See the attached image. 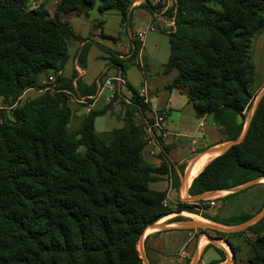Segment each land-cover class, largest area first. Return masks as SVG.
Segmentation results:
<instances>
[{
	"label": "trees",
	"instance_id": "trees-1",
	"mask_svg": "<svg viewBox=\"0 0 264 264\" xmlns=\"http://www.w3.org/2000/svg\"><path fill=\"white\" fill-rule=\"evenodd\" d=\"M26 2L0 0V101L11 107L27 90L44 93L13 109L12 119H0V264H143L137 245L149 226L172 213L209 219L208 201L170 208L163 204L164 193L149 188L153 175L165 173L166 166L156 168L143 159L152 121L148 106L136 96L129 104L116 96L102 111L89 112L71 133L69 96L92 95L95 85L85 87L77 79L74 86L76 71L69 78L57 76L52 92L38 82L42 75L62 71L69 42L82 41L62 15L87 17L99 2V13L117 11L124 22L130 19V2L60 0L52 17L41 6L26 9ZM172 9L174 29L167 34L163 73L175 71L176 76L166 88H185L196 113L211 115L224 140L235 141L253 100L251 51L254 37L264 30V0H174ZM88 48L83 45L75 55L80 68ZM140 49L132 41L129 62ZM124 63L110 59L121 75ZM117 99L123 101V127L97 134L95 119ZM136 114L147 122H138ZM261 178L264 93L243 140L206 164L188 194L229 190ZM250 218L242 213L212 220L232 226ZM245 231L254 236L245 237L252 248L249 264H264V217Z\"/></svg>",
	"mask_w": 264,
	"mask_h": 264
},
{
	"label": "crops",
	"instance_id": "crops-1",
	"mask_svg": "<svg viewBox=\"0 0 264 264\" xmlns=\"http://www.w3.org/2000/svg\"><path fill=\"white\" fill-rule=\"evenodd\" d=\"M143 2L144 0L132 2L129 7L130 20L127 28H123L121 16L117 11L99 13L96 9L95 12L103 19V21H99L101 27L99 26L100 29L97 31L102 32L106 37L114 38L116 41L113 42L95 34L91 38L93 44L89 46L85 56V66L80 68L75 59L69 61L70 66L69 62L66 64L65 71L68 72L66 77H70L72 72L76 71V78L73 80L74 86H76L77 79L85 87L95 85V92L92 95H82L87 96L88 100L90 97L95 98L90 99V102L87 101L91 104V112L102 111L108 106L106 102L108 91L103 89L98 94L97 84L99 80L102 79L101 82H103L106 78L121 75V70L118 67L107 63L108 58L105 52L97 45L118 53L119 58H128L132 53V37L146 29L151 23V14L139 8ZM173 2L174 0H166L167 7ZM85 18L87 21L91 19L90 15ZM92 21L95 22L97 19ZM155 23L167 30L162 32L156 28V30L146 34L139 55L136 57L140 68L131 63L132 67L125 70L122 76L127 86L133 89L145 87L150 108L162 112L165 116L164 137L158 136L161 141L160 146H146L142 155L143 159L153 167L163 168V164L166 166L165 173L153 175L154 180L149 183V188L164 193L163 204L173 208L179 202L191 203L189 202L191 196H189L188 191L192 180L206 164L220 155V153H212L211 151L220 149L228 141L224 140L225 137L214 125L211 115L197 114L193 106L187 102L185 88L167 90L166 87L171 84L176 76L175 71L163 73L164 65L169 56L167 34L173 31L174 26L172 20L163 17H159ZM84 28H86L85 25ZM75 32L83 39L87 37H83L78 31ZM77 43L79 45L76 49H80L83 41ZM93 51V56L90 57V53ZM260 52H264V36L258 34L253 39L251 61L255 69V83L258 82L260 83L259 86H264V76L259 75L257 77L256 57H259L258 53ZM90 61L97 63L98 72L94 76L88 77L87 71ZM142 67L143 70H141ZM133 68L138 69L137 74L139 76L132 74L134 73L132 72ZM123 97L122 99L126 102L125 97ZM111 107L112 110L95 119L94 130L97 121L101 118H106L102 133L123 127V114L120 106L113 103ZM147 114L149 116V113ZM163 148L166 151L161 153ZM151 149L153 151L149 153ZM206 151L209 152L206 153ZM248 184L233 188L238 189L234 193L220 190L210 197L205 211L210 217L209 219L181 212L172 213L157 221L142 234L137 245L139 254L148 264H249L252 248L245 241V235L236 234L249 226L239 229L245 222L226 226L212 220L213 218L220 221L227 220L242 213L252 218L264 211V179L261 178ZM263 217L264 214L258 221ZM235 226L237 227L233 229ZM217 232L223 235H218Z\"/></svg>",
	"mask_w": 264,
	"mask_h": 264
},
{
	"label": "rangeland",
	"instance_id": "rangeland-1",
	"mask_svg": "<svg viewBox=\"0 0 264 264\" xmlns=\"http://www.w3.org/2000/svg\"><path fill=\"white\" fill-rule=\"evenodd\" d=\"M59 1L60 0H27V2L25 4V7H26V9H35L38 6H41L47 12L48 16L52 17L54 15L56 4ZM128 1L130 2V6H131V4H132V2L134 0H128ZM149 2L151 4V6L143 7L144 6L143 4H147ZM143 4H140L139 8L140 9H144V10L148 11L151 14V22H157V19L159 17H163L165 19H170V14L172 13V10H173L172 7L174 5V2L171 3V5L168 6V7H167L166 0H144ZM97 6L98 5L96 4L95 8L88 12V15H90V17H91L90 21H87L85 16L83 14H81V13H78V12L77 13L71 12V13H68V14H65V15L61 16L62 20L69 22L71 27L73 26L72 29H73V31H74L76 36L80 37L79 35H77V33L75 31H78L83 37L87 36L85 39L80 37L82 39V41H83L82 46L83 45L91 46L93 44V41L91 40V38L93 36H95V34L97 36H100L99 34L101 32L99 33L97 31V29H100L99 28V26H100V22L99 21H103V19H101L100 16L95 12ZM129 7H128V11H127L128 13H130ZM152 7H155V8H152ZM93 19H97V21L93 22L92 21ZM129 20L130 19H125L124 22H121L124 25L123 28H127ZM89 24H91V25L89 26ZM84 25L86 26V28H84ZM156 28H157L158 31H162V32H165L167 30V29L161 28L160 25H158ZM79 29H80V31H79ZM261 35L264 36V30L261 32ZM100 37L101 38H108V39L112 40L113 42L116 41V40H114V38H111V37H106V36H103V35L100 36ZM132 40L134 42H136L135 36L132 37ZM82 41H70L69 42V44H68V53H69V61L70 62L72 60H74L75 59V55L80 52V49H76V47H78V45H79L77 42H82ZM97 47L105 52V54H106V56L108 58V60H107L108 62L107 63H109V64H110V59L116 58V59H118L120 61H125L124 64L126 66V70L128 68L132 67V64L138 65V64L135 63L136 58L132 62H129V57L130 56L128 58H124V57L123 58H119L120 55L118 53L110 51V50H108V49H106V48H104L102 46H101L102 47L101 48L100 45H97ZM93 53H94V51L90 53V57L93 56L92 55ZM258 56L259 57H256V66H257V70H258V76L257 77H259V75L260 76L261 75L264 76L263 75L264 74V52L258 53ZM70 62L68 63L69 66H70ZM65 67H66V65H65ZM65 67L63 68L62 71H59L57 75H54V74H52L50 72V73H47V74L42 75L41 77H39V79H38L39 85L48 87L49 91L52 92L54 86L56 85L55 80H56L57 76H63V78H69V77H66L68 72L65 71L66 70ZM97 70H98L97 63L90 61L88 63V71H87L88 77L94 76L95 74H97V72H98ZM137 70H138L137 68H133L132 72H134L135 74L134 73H132V74L135 75V76H139L137 74ZM259 84L260 83L256 82L254 84V86H253V90H254V91L252 90L253 100L251 102L250 108L245 112V125L248 122V120L251 118L252 112L255 109V105L257 104V101L259 100V97L264 93V86H259ZM43 93H44V90H34V89L27 90V92L24 93V95L18 101V104L12 105L11 107H9V104H4L3 102H0V119L1 118L2 119H12L11 118V111L13 109H15L17 106H21L25 102L34 100L35 98L39 97ZM82 95H83V93H80L78 95V97H75V98H77V100L75 99L76 101H73L71 103L69 102V106H70V109H71V118H70V123H69V126H68V130L71 133H75L79 129V127L81 125V122L84 119V117L86 115H88L89 112L91 113V107H90L91 104L88 103L91 100L89 99L88 102H87V100H86L87 96H82ZM84 95H88V94H84ZM93 99H95V98H93ZM122 102H123L122 100L117 99L114 103H116V105L120 106L122 114H124V112H123L124 111V107H123ZM86 109L89 110L88 113L85 112ZM110 109L112 110V107ZM147 116H148V114H147ZM135 118H137L138 122H140V123L143 122V120L141 119V117L139 115L136 114ZM105 123H106V118L105 119H103V118L99 119L97 121L96 126H95V131L97 133H102L104 128H105ZM110 132H112V131H109V132H106V133H110ZM103 135H101V136H103ZM207 152H209V151H206V153ZM212 157H214V156H212ZM207 201H208V199H207ZM151 226H149V227H151ZM236 227L237 226H235L233 229H235ZM245 230H242V231H245ZM244 233H245V237H247L248 239H253L254 236L249 231H245ZM138 251H139V247H138ZM140 258L143 260V264H148L145 261V259L143 258V256L140 255Z\"/></svg>",
	"mask_w": 264,
	"mask_h": 264
},
{
	"label": "built area",
	"instance_id": "built-area-1",
	"mask_svg": "<svg viewBox=\"0 0 264 264\" xmlns=\"http://www.w3.org/2000/svg\"><path fill=\"white\" fill-rule=\"evenodd\" d=\"M159 19V18H158ZM157 19V20H158ZM156 23L151 22L149 23L148 27L140 32H138L135 35V40L140 43L141 45L145 41L146 34L148 32L156 30ZM135 63L138 64L137 59L135 60ZM102 79L99 80L97 86H98V94L103 90L106 89L108 91V96L106 97V102L109 104L116 96H121L126 100V103H130V99L133 96H136L144 105L148 106V112L149 113V120H151V124H148L147 126V144L146 146H158L156 137L160 136L161 138L164 137V121L165 116L160 111H154L150 108L149 99L147 97V91L145 87H139L138 89H135V92H133L129 87L127 86V83L122 75H117L112 78H106L101 82ZM77 98L73 96H69V102L76 101ZM88 99V98H87ZM89 99H93V97H90ZM85 112H89L88 109H86ZM143 122H147L145 119H142ZM152 149L149 150V153H152Z\"/></svg>",
	"mask_w": 264,
	"mask_h": 264
},
{
	"label": "water",
	"instance_id": "water-1",
	"mask_svg": "<svg viewBox=\"0 0 264 264\" xmlns=\"http://www.w3.org/2000/svg\"><path fill=\"white\" fill-rule=\"evenodd\" d=\"M262 96V95H261ZM260 96V97H261ZM259 97V99H260ZM259 101V100H258ZM257 101V103H258ZM257 105V104H256ZM255 105V107H256ZM249 122L250 120H248V122L246 123V125L244 126L243 130H242V133L240 134V136L235 140V141H230L228 142L225 146L221 147L220 149H213L211 152L212 153H223L225 151H227L231 146L233 145H237L239 144L243 138H244V135H245V132L247 130V127L249 125ZM255 182V181H254ZM253 183V182H252ZM250 184V183H249ZM248 184V185H249ZM244 187V186H243ZM241 187V188H243ZM238 189H231V190H226L227 192H230V193H234L236 192ZM217 191H210V192H206V193H202L200 195H197V196H194V197H191L189 199V202H196V201H201V200H207L209 199L210 197H212L214 194H216ZM264 214V211H262L261 213L257 214L256 216L252 217L249 221L245 222L244 224H242L239 229H244L248 226H251L253 225L254 223H256L258 221V219Z\"/></svg>",
	"mask_w": 264,
	"mask_h": 264
},
{
	"label": "bare ground",
	"instance_id": "bare-ground-1",
	"mask_svg": "<svg viewBox=\"0 0 264 264\" xmlns=\"http://www.w3.org/2000/svg\"><path fill=\"white\" fill-rule=\"evenodd\" d=\"M264 179V178H263Z\"/></svg>",
	"mask_w": 264,
	"mask_h": 264
}]
</instances>
